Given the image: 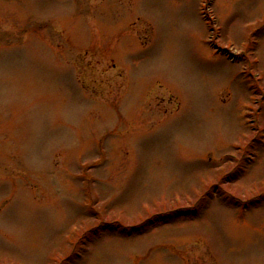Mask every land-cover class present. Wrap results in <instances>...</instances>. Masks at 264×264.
<instances>
[{"label":"rangeland","instance_id":"rangeland-1","mask_svg":"<svg viewBox=\"0 0 264 264\" xmlns=\"http://www.w3.org/2000/svg\"><path fill=\"white\" fill-rule=\"evenodd\" d=\"M0 264H264V0H0Z\"/></svg>","mask_w":264,"mask_h":264}]
</instances>
